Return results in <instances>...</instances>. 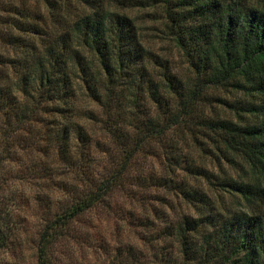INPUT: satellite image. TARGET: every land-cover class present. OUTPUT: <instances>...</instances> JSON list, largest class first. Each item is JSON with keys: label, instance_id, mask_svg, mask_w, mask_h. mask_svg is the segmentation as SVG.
Masks as SVG:
<instances>
[{"label": "trees", "instance_id": "16d2710c", "mask_svg": "<svg viewBox=\"0 0 264 264\" xmlns=\"http://www.w3.org/2000/svg\"><path fill=\"white\" fill-rule=\"evenodd\" d=\"M118 6H159L148 14L187 74L151 52ZM80 95L100 111L81 124ZM33 131L34 144L43 138L68 163L90 150L88 132L119 153L94 180L78 161L67 166L85 189L42 226L36 264H60L55 248L75 238L72 222L99 207L111 213L116 193L127 208L115 213L134 234L145 229L139 238L152 254L118 246L111 264H264V0H0V166L14 146L26 148L12 135ZM155 153L161 170H148ZM222 162L240 175H226ZM176 170L233 196L235 209L177 181ZM176 194L194 214L171 218ZM11 215L0 208V250Z\"/></svg>", "mask_w": 264, "mask_h": 264}, {"label": "rangeland", "instance_id": "374dc122", "mask_svg": "<svg viewBox=\"0 0 264 264\" xmlns=\"http://www.w3.org/2000/svg\"><path fill=\"white\" fill-rule=\"evenodd\" d=\"M151 8L160 9L159 6L128 9L116 7L117 10L133 19L142 42L151 52L160 57L170 58L174 70L181 76L186 75L188 69L184 59L172 43L163 38L160 32L161 20H154L153 16L148 14L152 11ZM156 17H159L157 13ZM77 104L80 107L79 124L83 123L85 119L83 114L87 110L96 114L100 112L99 108L87 102L81 95ZM88 134L90 138L92 137L90 150L70 159L69 163L68 158L61 153H56L53 145H49L43 138L39 144H34L39 136L38 131L19 132L12 135V141H21L26 148L18 150L14 146L16 154L12 155L13 159L1 162L0 166V208L11 211L10 224L14 227L7 247L0 250V264H36V246L42 226L53 218L55 212L60 213L65 209L74 195L82 193L85 189L82 178L76 174L77 170L74 166L69 170L67 167L69 164L78 161L83 167L84 177L87 176L94 180L101 177L105 168L110 169V165L118 160L119 153L113 145L107 143L109 140L106 135L99 131H96L94 135L90 132ZM95 142H99V146H96ZM107 148L112 151L113 156ZM189 148L186 150L190 156L194 153L199 162L203 159L204 166L216 171L217 166L211 158L201 157L198 151ZM142 160L143 158L139 157L137 162H142ZM147 160L148 170L151 167L161 170L159 165L161 157L156 153L147 156ZM76 165H78L77 162ZM219 166L225 170L226 175L232 177H238L241 173L239 167L232 168L225 162ZM182 178H185L191 186H198L207 191L212 198H218L227 206L232 202L233 206H230L235 209L236 199L210 187L204 178L195 179L183 170H176L177 181ZM169 199L173 198L169 196ZM124 202L125 198L122 194L116 193L112 197L111 213L99 207L74 220L71 229L75 238H65L56 245L55 255L58 262L60 264H111L118 246L126 251L129 247L137 248L142 250L146 256H151L152 252L147 250L145 242L139 238L145 229L139 228L140 234H134L130 227L125 225L126 214L119 211L123 214V221L119 217L120 213L119 215L115 213L117 204L127 208ZM175 204L176 213H170L172 219L175 215L177 219L182 215L194 214L193 208L185 203L179 194H176Z\"/></svg>", "mask_w": 264, "mask_h": 264}]
</instances>
